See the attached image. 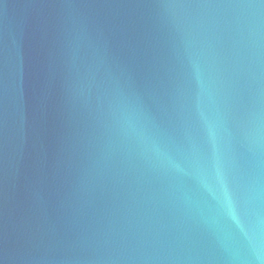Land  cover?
I'll list each match as a JSON object with an SVG mask.
<instances>
[{
    "label": "water",
    "instance_id": "95a60500",
    "mask_svg": "<svg viewBox=\"0 0 264 264\" xmlns=\"http://www.w3.org/2000/svg\"><path fill=\"white\" fill-rule=\"evenodd\" d=\"M0 264H264V0H0Z\"/></svg>",
    "mask_w": 264,
    "mask_h": 264
}]
</instances>
